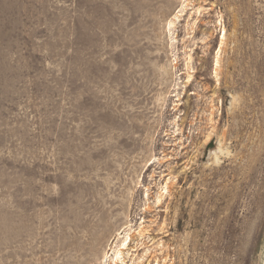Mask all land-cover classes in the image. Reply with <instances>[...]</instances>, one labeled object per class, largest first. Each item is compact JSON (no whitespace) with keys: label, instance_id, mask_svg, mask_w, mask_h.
<instances>
[{"label":"rangeland","instance_id":"obj_1","mask_svg":"<svg viewBox=\"0 0 264 264\" xmlns=\"http://www.w3.org/2000/svg\"><path fill=\"white\" fill-rule=\"evenodd\" d=\"M128 227L125 264H264V0H0V264Z\"/></svg>","mask_w":264,"mask_h":264},{"label":"bare ground","instance_id":"obj_2","mask_svg":"<svg viewBox=\"0 0 264 264\" xmlns=\"http://www.w3.org/2000/svg\"><path fill=\"white\" fill-rule=\"evenodd\" d=\"M223 36H224V33L221 37V41L223 40ZM217 66L218 65L216 61L215 67ZM221 146L222 145L219 143L218 152H216V154L217 153L221 154L223 152L222 150L223 148ZM216 154L214 156H215V161L217 162L218 160L216 158ZM129 227L123 233H121L122 231L117 233L115 242H113V247H110V248L108 247V249L103 253V256H102L103 261L101 262V264H104L105 262H109V264H125L124 256L125 255L128 256L129 252L131 251L130 244L133 241V237H135L131 229H129Z\"/></svg>","mask_w":264,"mask_h":264}]
</instances>
